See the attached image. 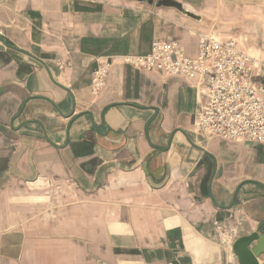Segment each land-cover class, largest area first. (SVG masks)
Instances as JSON below:
<instances>
[{
    "label": "crops",
    "instance_id": "1",
    "mask_svg": "<svg viewBox=\"0 0 264 264\" xmlns=\"http://www.w3.org/2000/svg\"><path fill=\"white\" fill-rule=\"evenodd\" d=\"M154 1L0 0V264H238L264 233V145L199 133L184 77L112 63L212 33L264 64V0Z\"/></svg>",
    "mask_w": 264,
    "mask_h": 264
},
{
    "label": "built area",
    "instance_id": "2",
    "mask_svg": "<svg viewBox=\"0 0 264 264\" xmlns=\"http://www.w3.org/2000/svg\"><path fill=\"white\" fill-rule=\"evenodd\" d=\"M117 61L194 83L204 98L196 113L195 128L204 136L264 145V64L236 36L202 34L196 57L186 55L174 41L156 39L148 54L112 58V63ZM109 66L99 64L93 72V94L105 88ZM59 67L64 65L59 63Z\"/></svg>",
    "mask_w": 264,
    "mask_h": 264
},
{
    "label": "water",
    "instance_id": "3",
    "mask_svg": "<svg viewBox=\"0 0 264 264\" xmlns=\"http://www.w3.org/2000/svg\"><path fill=\"white\" fill-rule=\"evenodd\" d=\"M140 3L154 4V0H135ZM159 7L170 6L175 7L184 14L195 17L193 13L185 9L183 5L173 0H160L157 2ZM257 241L254 247H251L253 242ZM232 251L237 257L238 264H260L259 258L264 255V233L254 232L250 235L238 238L232 244ZM264 264V263H263Z\"/></svg>",
    "mask_w": 264,
    "mask_h": 264
},
{
    "label": "rangeland",
    "instance_id": "4",
    "mask_svg": "<svg viewBox=\"0 0 264 264\" xmlns=\"http://www.w3.org/2000/svg\"><path fill=\"white\" fill-rule=\"evenodd\" d=\"M239 35V34H238ZM236 36V35H231V36H236L237 37V39L241 42V43H243V39H241L240 38V36ZM216 36H218V35H216ZM218 37H220V38H224V37H221V36H218ZM252 54V53H251ZM252 55H254V54H252ZM254 56H256V57H258L259 59H260V57H259V55H254Z\"/></svg>",
    "mask_w": 264,
    "mask_h": 264
}]
</instances>
